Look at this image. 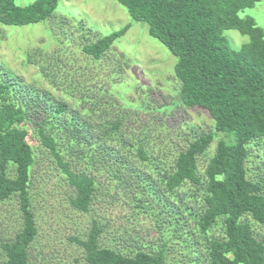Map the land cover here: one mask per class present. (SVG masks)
<instances>
[{"label": "trees", "instance_id": "1", "mask_svg": "<svg viewBox=\"0 0 264 264\" xmlns=\"http://www.w3.org/2000/svg\"><path fill=\"white\" fill-rule=\"evenodd\" d=\"M59 1L19 6L0 0V26L55 18ZM115 1L175 58L177 93L154 112L169 117L170 109L200 110L212 123L198 130L182 122V115L177 130H188L167 154L144 124L130 122L138 110L120 105L121 97L94 69L81 70L73 55L78 47L74 41L62 46L56 31L54 50L37 44L26 52L25 65L36 70L31 82L0 64V203L16 200L20 217L12 237H0V264H34L36 258L31 179L37 145L70 188L74 211L88 213L98 196H108L97 181L101 172L107 184L121 190L116 195L149 215L154 226L174 225V240L181 243L174 264H264V231H257L264 229V29L240 16L260 0ZM57 18L63 33L70 28L69 34H77L80 51L93 61L110 53L130 27L88 41L91 31ZM226 30L248 42L233 49ZM120 73L113 71L117 78ZM158 127L168 134L163 124ZM166 215L173 220H163ZM106 230L92 220L83 238L72 239L83 264H167L161 239L150 246L139 230L123 227L105 243Z\"/></svg>", "mask_w": 264, "mask_h": 264}, {"label": "rangeland", "instance_id": "2", "mask_svg": "<svg viewBox=\"0 0 264 264\" xmlns=\"http://www.w3.org/2000/svg\"><path fill=\"white\" fill-rule=\"evenodd\" d=\"M32 1L15 0L19 6H25ZM54 15L55 18L24 27L0 26V30L3 27L0 33V64L14 75L21 76L24 82H31L36 70L25 65L26 52L37 44L48 45L49 49L54 50L58 43L51 42V37L56 31L59 34L57 41L61 42L62 46L67 47L68 43L74 41L72 46L78 47L73 55L79 60L81 70L92 72L94 69L99 75L98 80L105 81L108 90L113 89L118 97H121L120 105H126L130 110H138V116L133 117L130 122L134 123V127L135 124H144L142 126L149 130V134H153L152 140H155L162 150L166 149L164 152L167 154L171 146L178 143V138L188 130L187 128L182 131L180 127L177 130L182 115V122L188 120V126H196L198 130L212 123L208 115L200 110L182 113L183 111L170 109L167 111L169 117L159 116L154 112L153 109L157 108L159 103L162 102L163 106L167 100L172 101L177 93L178 85L173 77L175 58L156 39L148 35L146 24L132 21L127 11L115 0H60ZM59 16L66 18L74 26L80 25L91 31L88 41L94 40V35L101 37L128 24L130 27L114 42L110 53L99 61H93L80 51L75 41L78 39L77 34H69L71 29L68 27L64 33V28H59ZM240 16L252 17L257 25L264 29V0H260L253 8L244 10ZM223 36L233 49H238L248 42V37L236 30H226ZM118 64L121 65V70ZM113 71L121 72L120 79ZM112 82L116 86L111 87ZM155 115L159 116L157 120ZM162 124L167 128L168 134H165L163 127H158ZM181 128L185 127L182 125ZM38 146L34 147L38 159L37 170L31 179L32 205L38 229L32 251L36 256L34 264H83L82 251L72 239L83 238L92 220L101 221L107 227L103 235L105 243L118 237V230L123 227H132L139 230L150 246H157V238L166 244L167 264H174L175 250L176 257L179 258L177 249L181 243L174 240V225L168 229L154 226L149 215L141 214L127 198L119 196L121 190L115 189L112 183L107 184L108 181L101 172L96 173L97 181L101 188L106 189L108 196H98L97 202L88 213L82 214L71 209L68 205L70 188L51 156L37 151L40 149ZM212 148L213 146L211 150ZM173 218V215H166L163 220L171 222ZM19 219L16 200L0 203V237H12L20 226ZM257 231L263 235L264 229L258 228Z\"/></svg>", "mask_w": 264, "mask_h": 264}]
</instances>
